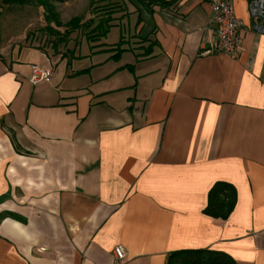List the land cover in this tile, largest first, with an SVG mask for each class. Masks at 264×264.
Wrapping results in <instances>:
<instances>
[{"label":"crops","instance_id":"1","mask_svg":"<svg viewBox=\"0 0 264 264\" xmlns=\"http://www.w3.org/2000/svg\"><path fill=\"white\" fill-rule=\"evenodd\" d=\"M232 1L237 56L213 50L210 0L156 8L152 55L136 37L122 64L0 46V264H113L117 246L125 264H264V18ZM218 183L225 219L205 212Z\"/></svg>","mask_w":264,"mask_h":264},{"label":"rangeland","instance_id":"2","mask_svg":"<svg viewBox=\"0 0 264 264\" xmlns=\"http://www.w3.org/2000/svg\"><path fill=\"white\" fill-rule=\"evenodd\" d=\"M210 2H212L210 0ZM117 4V5H116ZM56 7V13H58V19L62 23L66 24L70 22L73 18L78 17L81 19V23H85L88 20L94 18L99 19V17H105L106 12L113 9H118L125 7L122 4L121 0H72L70 2H59L54 1ZM133 8V7H131ZM107 9V10H106ZM128 9V5H127ZM162 9V8H161ZM0 46L1 48L11 49L14 46H23V47H38L43 50L48 51L53 55V42L57 41L59 38L56 35L50 34L49 27L47 25L45 16L46 13L42 8L36 6H4L0 3ZM96 12V13H94ZM94 13V14H93ZM121 14V12H119ZM118 14V16L120 15ZM108 15V14H107ZM152 14L147 13L145 9L143 11L144 21L137 26V32L141 35L146 36L149 32L150 34H155V27L150 24V18ZM138 18V16H136ZM124 23L128 28H132L135 24V16H131L128 19L124 20ZM123 26V25H121ZM118 26V27H121ZM50 27L56 30H60L61 33H64V27H58L55 23H51ZM68 29H72L68 27ZM121 28L112 29L107 34V37L102 39L100 42H105L107 49L102 51H97L91 53L89 44L86 41V33L91 31L89 29L80 27L71 33L67 38V45L60 44L59 50L64 55L67 54L70 50H75V55L78 56L76 61H79L80 64H94L95 62L101 60L103 57L104 62H114L117 64H122L126 62L128 55L131 54L130 51H122L119 56H115V52L118 51V43L121 41L122 32ZM152 31V32H151ZM128 35L130 33L128 32ZM154 40V36H152ZM133 40V39H132ZM130 39L128 43H125L126 46L133 45V41ZM79 43V44H78ZM156 43V41H155ZM122 47V45H121ZM90 55H97L96 57H90ZM54 56V55H53ZM120 56H122L120 58ZM56 57V56H54ZM131 57H134L131 55ZM126 95H129L132 98H136V88H129L125 91ZM230 192V191H229ZM226 191L221 193L219 196L224 195Z\"/></svg>","mask_w":264,"mask_h":264},{"label":"trees","instance_id":"3","mask_svg":"<svg viewBox=\"0 0 264 264\" xmlns=\"http://www.w3.org/2000/svg\"><path fill=\"white\" fill-rule=\"evenodd\" d=\"M54 1L67 3L72 0H0V3L4 6H36L38 8H42L46 13L45 19L46 22H48L49 24L47 26L49 27L50 34L59 37L57 41L53 42V55L61 56L62 58H68V65H70L71 59L77 58L75 55V50L72 51L69 49V51H67V54L60 55L62 53L59 50V46L60 44H64V46L67 45V38L71 35L73 30L80 27L91 30L86 33L85 38L87 43L89 44V49L91 53L106 50L107 47L105 42L100 41L107 37V34L112 28H121V41L118 43V51L115 52L116 57L119 56L122 51L134 50L133 47L126 46L125 43H128L130 39L132 40L136 37L139 38L141 41H146L149 43L147 48L144 50L142 56H151L155 45V41H153L150 37L152 35L150 34L144 37L141 35V28L140 33H138L136 29L137 26L140 25L142 21H144V9L147 16V13L153 14L156 8L164 9L175 7L179 4L180 0H121L122 4L125 5V7H116L118 9H113L111 11L106 12L105 17H99V19L93 17V19L88 20L83 24L81 23V19L78 17L73 18L70 22L66 24L59 21ZM119 12H121V14ZM0 13H2V10L0 11ZM118 14L120 15L118 16ZM131 16H138V18L136 17V26L134 27V29L128 28V26L124 23V20L128 19ZM51 23H55L56 26L61 28L64 27L65 32L61 33L59 29H53L52 27H50ZM68 27H71L72 29L70 30L68 29ZM128 32L130 33V35H128ZM227 187L228 185H226L225 183H218L210 191L208 206L205 210L207 215L214 218L221 217L222 219L228 217V215L234 208L236 197L233 188ZM226 190L230 191L229 196H226L225 199H222L221 196L218 197V195H220ZM226 198L230 199L227 201ZM167 264H236V262L232 260L227 254L222 253L220 251L200 249L185 250L174 253L169 257Z\"/></svg>","mask_w":264,"mask_h":264},{"label":"built area","instance_id":"4","mask_svg":"<svg viewBox=\"0 0 264 264\" xmlns=\"http://www.w3.org/2000/svg\"><path fill=\"white\" fill-rule=\"evenodd\" d=\"M250 13L253 17L264 18V0H253L250 5ZM211 23L216 32V41L213 50L228 56H237L242 48L240 36V22L235 14V6L232 0H212ZM52 70L39 65L32 66L30 82L52 81ZM113 264H125L127 253L122 246H117L113 252Z\"/></svg>","mask_w":264,"mask_h":264}]
</instances>
